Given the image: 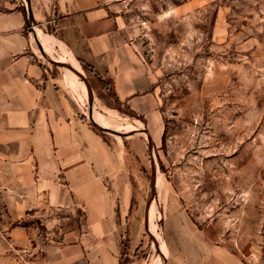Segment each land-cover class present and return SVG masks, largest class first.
<instances>
[{
  "label": "rangeland",
  "instance_id": "rangeland-1",
  "mask_svg": "<svg viewBox=\"0 0 264 264\" xmlns=\"http://www.w3.org/2000/svg\"><path fill=\"white\" fill-rule=\"evenodd\" d=\"M105 1L115 7L121 38L147 68L155 109L146 117L133 112L68 52L47 46L48 58L85 77L90 106L82 79L46 59L25 19L26 55L41 77L17 85L28 105L20 112L9 109L19 97L7 93L9 80L0 76V264H44V248L74 226L66 220L72 199L52 206L45 193L33 199L31 192L38 180L66 184L61 171L38 174L36 156L50 147L49 136L60 141L69 135L66 124L77 121L122 153L130 204L121 213V244L131 251L121 264L196 258L215 246L243 264H264V0ZM15 6L24 11L26 0H0L2 12ZM33 21L35 33L45 35ZM92 112L124 135L96 129ZM152 206L157 246L146 232Z\"/></svg>",
  "mask_w": 264,
  "mask_h": 264
},
{
  "label": "crops",
  "instance_id": "crops-1",
  "mask_svg": "<svg viewBox=\"0 0 264 264\" xmlns=\"http://www.w3.org/2000/svg\"><path fill=\"white\" fill-rule=\"evenodd\" d=\"M30 4L37 27L56 40L55 48L64 49L77 63L82 61L93 67L133 112L146 117L155 109L147 68L121 38L119 17L110 2L30 0ZM24 23L23 9L15 6L9 11H0V76L9 80L12 90L7 93L19 97V104L9 109L20 112H27L28 105L23 98L25 93L18 91L21 86L17 85L27 87L41 77L26 55L30 43L23 33ZM58 124L51 126L55 127L52 132L56 135L60 133ZM66 126L69 135L59 138L58 142L57 137L49 136L50 147L36 156L38 174L54 177L61 171L66 184L44 186L38 180L36 190L31 192L34 193L32 198L37 199L40 193H45L52 206L67 198L73 201V213L66 220L74 226L57 242L44 248L43 263L121 264L122 259L130 258L131 251L129 246L127 254L121 244L126 221L121 213L130 204L122 153L112 149L81 121L73 127ZM61 148L67 151H58ZM39 184H42L40 188ZM33 204L35 201L27 206L31 208ZM192 236L193 240L201 239L197 233ZM166 264L243 263L237 261L229 250L215 246L208 255L196 258L183 254L168 255Z\"/></svg>",
  "mask_w": 264,
  "mask_h": 264
},
{
  "label": "water",
  "instance_id": "water-1",
  "mask_svg": "<svg viewBox=\"0 0 264 264\" xmlns=\"http://www.w3.org/2000/svg\"><path fill=\"white\" fill-rule=\"evenodd\" d=\"M24 13H25V19H26V24L29 26V29L32 31L33 33V38L35 40V42L37 43L40 51L43 53V55L46 57V59L56 65V66H59V67H62L64 69H67L69 71H72L73 73H75L79 78L82 79V81L84 82L86 88H87V92H88V95H89V105L91 106L92 105V102H93V94H92V90H91V87L89 86L88 82L86 81L85 77L79 72L77 71L74 67H72L71 65H65L63 63H60L58 61H55L53 59H50L47 57V55H45V52L43 51V48L41 46V44L39 43L38 39H37V35L33 29V24H34V17H33V13H32V9H31V4H30V0H26V7L24 8ZM92 125L98 129L99 131H102V132H106V133H110V134H113V135H124V133H118L117 131L115 130H112V129H109V128H105V127H102L101 125H99L98 123H96L93 119H92V116L89 117ZM137 132H140V131H137ZM141 133H144L147 137V142H148V145L150 146V141L148 139V135H147V132L146 131H142ZM135 134L134 132L131 134L133 135ZM154 189H155V177L153 176L152 180H151V197L150 199L152 198L153 196V193H154ZM149 202L150 200H148V203L146 205V211H145V219H144V223H145V228L148 226V209H149ZM146 232L148 234L149 237H151L153 240H154V243H155V246H157V241L155 240V238L153 237V235H151V233L148 231V229H146ZM159 253L161 254V251H159ZM162 255V254H161ZM165 259V258H164ZM164 264H166V261L164 260Z\"/></svg>",
  "mask_w": 264,
  "mask_h": 264
},
{
  "label": "bare ground",
  "instance_id": "bare-ground-1",
  "mask_svg": "<svg viewBox=\"0 0 264 264\" xmlns=\"http://www.w3.org/2000/svg\"><path fill=\"white\" fill-rule=\"evenodd\" d=\"M37 35V39H38V41L40 42V44L44 47V52L47 54V46H49V45H51V44H55V41L49 36H46V35H42V33H41V36L40 35H38V34H36ZM60 44V43H59ZM57 45V44H56ZM49 50V49H48ZM74 63V62H73ZM94 112V111H93ZM92 112V114H94ZM95 113H96V111H95ZM92 119L96 122V123H98L99 125H101L102 127H105L106 128V126H104L102 123H99V122H101L100 120H99V117H98V115L97 114H94L93 116H92ZM152 213H153V206L150 208V211H149V231L151 232V234H153L154 235V237L157 239V241L159 240V236L157 235V233L155 232V228H154V224L152 223ZM157 229V228H156ZM161 238V237H160ZM160 251H161V254H162V256L164 257V258H166L165 257V255H166V253H167V251H166V249L164 248V246L163 245H161L160 244Z\"/></svg>",
  "mask_w": 264,
  "mask_h": 264
},
{
  "label": "trees",
  "instance_id": "trees-1",
  "mask_svg": "<svg viewBox=\"0 0 264 264\" xmlns=\"http://www.w3.org/2000/svg\"><path fill=\"white\" fill-rule=\"evenodd\" d=\"M80 63H81V65H84L90 71V73H92L97 78L99 83L104 85L105 88L107 90H109L110 87L107 85V83H105V81L101 78L100 74L93 67H91L90 65H88L82 61H80Z\"/></svg>",
  "mask_w": 264,
  "mask_h": 264
}]
</instances>
